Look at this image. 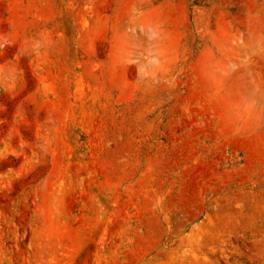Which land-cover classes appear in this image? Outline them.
Listing matches in <instances>:
<instances>
[{
    "label": "rangeland",
    "instance_id": "374dc122",
    "mask_svg": "<svg viewBox=\"0 0 264 264\" xmlns=\"http://www.w3.org/2000/svg\"><path fill=\"white\" fill-rule=\"evenodd\" d=\"M0 264H264V0H0Z\"/></svg>",
    "mask_w": 264,
    "mask_h": 264
}]
</instances>
